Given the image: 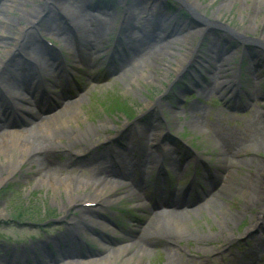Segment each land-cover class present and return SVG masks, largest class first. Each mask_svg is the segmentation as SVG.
Returning a JSON list of instances; mask_svg holds the SVG:
<instances>
[{
	"label": "rangeland",
	"instance_id": "1",
	"mask_svg": "<svg viewBox=\"0 0 264 264\" xmlns=\"http://www.w3.org/2000/svg\"><path fill=\"white\" fill-rule=\"evenodd\" d=\"M47 1L53 2V0ZM223 1L231 0H188L193 5L197 4L203 7L204 16L211 18L212 21H218L214 18L221 17L220 22L228 23L234 31L243 37L261 39L260 36L264 33V0H241L231 5L229 9L220 11L218 5ZM26 2V7L30 10L29 8L40 4L41 0H26ZM17 3L13 4L14 9L12 11L6 10L3 12L10 18L9 25L4 24V21L0 19V26L4 24L3 28H0V63L6 60L5 55L8 52L6 50H11V53H15L18 49H20L19 51L28 50V45L17 42V37L25 36L29 26L25 21V14H21ZM172 3L170 2V4ZM95 5L103 7L102 0ZM173 6L177 8L176 5ZM254 13H258L255 18H253ZM101 19L104 20L105 18ZM261 21L263 22L260 25L259 22ZM38 24L35 26L36 29L32 30L35 33L36 30L40 32V29H42L39 28L40 25L38 26ZM218 33L219 36L226 37L223 31ZM12 39L14 41L10 42ZM190 40L188 38V43L182 45V50H185L184 52L189 51L197 45L198 40H201L197 68L203 73V79L183 87L184 94L181 96L184 100L179 110L180 114L175 119H169V124L175 127L177 132L184 134L188 141L197 142L195 144L197 155L206 156L217 166L225 161L229 166V170L233 168L238 183L245 187L254 184L264 189V64L261 63L262 60L254 62L249 59L248 51L242 45L236 50L226 52L228 48H223L225 47L224 44L218 48L219 50L211 47L208 36L207 38H196L194 36L191 42ZM47 41L55 45L52 39H47ZM228 42L229 44L234 43L231 39ZM242 43H244L243 39ZM172 47L175 50L176 45L172 44ZM165 50V52L155 54L156 65L154 66H157L155 74L157 81L149 82L137 78L139 84L131 83L132 90L126 85L127 78L123 81L118 78L119 75L112 76L114 71H112V67H108L112 59L101 60L97 58L96 65L90 73L86 67L83 68L82 66L79 73L78 70H75L76 74L73 77L81 89H86V96L80 105L82 113L79 116L80 119H77L78 126L71 122V127L64 128L62 135L80 134L75 141L79 143H69L65 138L60 140L56 137L46 136L48 138L45 140L52 145L58 147L66 145L69 148L67 150L68 155L65 156L64 151L57 149H55L57 152H46L44 149L46 147L41 148L39 144L36 145V142L31 152V154L36 155L33 160L37 161L46 170L50 169L51 172L56 174L70 175L73 178L86 180L89 174L81 166L84 164L83 154H86L88 148L99 146L110 135H117L122 128L125 129L127 125L132 124L139 127L138 139H140V145H144L149 136L156 131L155 129L146 128L142 123H148L150 115L153 114V112H150L145 117L142 115L147 110L146 106L155 100H158L159 105L163 108L167 104L172 105L173 102L170 97L177 94L175 86L171 87L170 84L175 78L174 74L177 71L178 63H174V55H168L171 51ZM182 50L179 51L182 52ZM61 52L64 53L63 50ZM220 57L221 59L227 58L223 60V64L226 65V68H224L226 72L220 74V77H226L229 84L235 80V63L240 60L242 64L243 75H241V80H246V90L248 94H252V98L247 95L244 103L233 105L239 108L246 105L248 107L246 111L233 108L232 103H228L227 98L225 99L224 94H226L229 84L224 88L212 90L207 99L201 97V92L204 89H208V91L213 89L210 86L214 82L213 78L216 73L213 72L211 61H219ZM69 60L72 61V59ZM257 63H260L258 64L260 66H256ZM106 65L108 66L106 67ZM149 69L153 71L152 67ZM11 72L7 73L6 77H10ZM144 72L147 73L148 71ZM89 77L93 80L89 81ZM101 81H104L102 85L96 83ZM215 84L218 85L217 82ZM86 86L87 88H85ZM69 91L76 94V85L69 86ZM199 105L203 107V110L200 109L190 115L189 108L194 111L193 106L199 107ZM131 109L135 113L133 120L128 119L124 114L126 110L128 113ZM85 113L87 114L86 117ZM162 113L165 115L169 112L164 109ZM20 115L23 117L22 114ZM140 116H142L141 123L137 121ZM24 117L23 120L26 118ZM164 117L167 119L166 115ZM27 120L29 122L28 118ZM191 122L195 123V127H190ZM163 123L159 126L163 127ZM210 125H218L219 128L211 130ZM226 125H229V127ZM178 126L182 127L179 128ZM89 127L87 134H84V130ZM204 127L208 131L207 135L199 132L204 130ZM33 133L29 132L30 138ZM122 134L125 135V131ZM128 139L133 141L135 135L131 132ZM214 139L224 145L219 146V149L215 145ZM120 143L126 145L125 140L120 141ZM43 149L45 153H39L38 155V152H43ZM98 149L100 150L101 147ZM47 150L49 151V149ZM203 153H209V155ZM158 157L159 155L154 156L153 159H158ZM191 159L193 158L191 157ZM175 171H177L176 167ZM1 172L0 167V175ZM187 176V170L177 171L174 174L175 179H173L171 187L179 189ZM109 189H112V192L98 198L94 202L96 206L84 207L82 199L94 196L90 188L77 189L72 195H68L59 185L56 188H51L45 182H40V174L36 171V166L31 165L29 161H24L18 171L11 177L6 178L0 185V264H4L5 260H9V264H50L51 259L56 255L61 258L56 244L62 243L66 239L58 234L64 235L62 231L67 225L82 230L84 224H91L97 229L102 226L101 224H107L99 218L100 215L108 217L119 228L134 227L135 233L138 234L132 236V238L135 241L139 240L138 243L145 248V254L143 255L145 264H245L248 262V256L244 255L241 259L237 258V261L232 263V255L241 254L247 248L245 242L241 244L240 240L236 241L235 238H243L245 235L243 231L247 226H254L257 221V214L263 208L259 207L264 206V193L256 194V191L254 197H257V199H248L244 202L243 199L239 200L236 196L224 198L217 195V200L219 197L221 204L224 201L227 206L226 208L222 206V214H217L216 224H211L208 221L205 226L202 219L193 218V224H191L193 230L191 228L178 232L164 228L157 230L156 233L148 234L145 230L146 224H142L137 229V219L146 220L148 219L147 216L150 215L144 213L145 210L141 207V210L132 208L136 202L140 201L141 203L142 198L140 197V200L136 197L135 199L133 197L121 198L127 191L122 186L109 187ZM68 198L74 200V203L71 204L72 207H70V199ZM209 208L211 211L214 209L213 205H209ZM207 213L209 211L204 208L198 214L204 216ZM150 226L154 227L153 224H149ZM109 227L113 228V226ZM89 232L91 231L83 229L81 238L96 246L94 244L96 241L92 239L93 236ZM56 236L58 237L56 238ZM48 238H50L49 242H47ZM246 242L249 243L250 241L247 240ZM15 252L16 260H13L12 257L5 258V253L13 254ZM25 255L28 262H24L26 261ZM111 260L113 262L111 264L125 263V257H111ZM130 260L128 264H134L136 257ZM260 264H264V262Z\"/></svg>",
	"mask_w": 264,
	"mask_h": 264
},
{
	"label": "bare ground",
	"instance_id": "2",
	"mask_svg": "<svg viewBox=\"0 0 264 264\" xmlns=\"http://www.w3.org/2000/svg\"><path fill=\"white\" fill-rule=\"evenodd\" d=\"M14 0H10L8 2H12ZM18 1V0H17ZM23 2L19 4V10L21 11V14H25V21L26 23L32 22L37 16L36 14H32V11H28L25 4L26 2L22 0ZM64 1V0H63ZM187 1V0H186ZM241 0H231V1H223L218 5V9L224 10V9H229L231 5H234L236 2H240ZM89 0H73L72 2H69L68 0L64 1L63 3L59 4L56 8L55 11L53 10V7L47 6L46 9L49 10V13L53 15L52 18H55L57 21H62L63 26H50L51 31L57 30L59 34H64L63 29H66V32L68 36H64V46L66 45V48L69 52V56L72 57L74 60L73 62L75 63L74 65H83L84 67L87 68L88 71H90L94 65H96V57L99 56L100 51V45H102V32L104 30H97V32H92L90 30V21L93 20L94 22H100V18L102 16H107L110 21L112 22L113 15L111 12H108L105 7H96V14H92L90 12H84L87 9H83V6L87 5ZM3 5L0 6V19L4 21V24L9 25V17L5 16L3 12L6 10H11V6H14L13 4H8L2 3ZM15 4V3H14ZM189 7L191 8V13L195 16L194 19L197 20L198 17L200 20L203 22V26L206 25L208 27V23L211 21V18L206 19L203 14V7H200L199 5L188 2ZM62 7V9L67 13L65 16H61V14H58V9ZM74 9H73V8ZM72 8L74 12L69 11V9ZM246 8V7H243ZM124 14H125V22L130 23V29H127V27H123V37L124 40L127 44L128 50H123L124 53L121 55L119 58L120 62H122L119 66H122L123 64L126 63L127 58H133L134 55L136 54H141L140 51H134V43H140L139 46L140 48H145L150 45H155L157 41L159 42L161 37L155 38L154 36L150 38L148 35V31L151 29V32L153 31L154 26L156 28H160V30H163L166 24L169 22L170 18L166 17V13H163L162 11L159 10V8L156 7V5L151 4L149 7L147 5H144L141 0H126L124 3ZM258 15V13L253 14V18H255ZM2 17V18H1ZM221 17H217L214 19L220 20ZM108 19V20H109ZM103 20V19H102ZM264 21V20H263ZM259 22L261 25L262 22ZM177 23L180 24V20H177ZM241 23V22H240ZM264 23V22H263ZM3 24V25H4ZM3 25L0 26V28H3ZM227 26V25H226ZM188 28L193 29L189 31L186 35H181L178 37L177 34L174 33H167L166 36L169 37H174L171 38L170 41H168V45L166 47H159L152 52H148L145 55L139 57L136 61L133 62V64L127 68L122 69L121 74H119L117 71H114L112 73H118L119 78L123 79L124 77H127L128 81L126 82L127 87L129 89H133L131 87V83H137V78H141L145 81L149 82H155L157 81L155 78L157 66L154 60L155 54L158 52H161V49L163 50L164 48L168 49L170 48V45L173 43L176 45L175 50H172L171 48V53L168 55H174L175 59L173 58L174 63L177 64V73H180L181 70H183V65L188 62L187 56L189 55V52L186 51L184 52L182 49L183 44L188 43V38H190V42L192 41V38L196 35L199 34L200 30H202V26H195L194 23H191L187 25ZM23 28V27H21ZM96 28H102V27H96ZM46 30H48V27H45ZM92 29V28H91ZM179 30H181V26L179 25ZM32 30H27L24 36V39L21 43L24 45H28V50H22L19 51L18 49L16 51L17 55L12 56V60L9 65H12L14 67L20 66V64L23 63V61L28 60L30 61L29 68L32 70L29 74L25 75V80L24 82H20V85L24 86L26 90H31L35 89L40 85V80L41 77L38 75L40 72H43V79L48 82L49 79L48 77L53 78V81L51 82L53 88L57 87L58 85L57 82L60 80L59 74L63 72V69H61L62 66H64V61L59 58L60 56H57L52 49H46V48H41L39 43L37 42L36 39V34L32 33ZM172 32H175L173 30ZM162 33V32H161ZM207 35L209 37L211 47H214L215 45L219 47L220 43L219 36L217 35H211V33L207 32ZM19 38H21L19 36ZM150 40L148 41L147 39ZM261 38L264 40V33L261 35ZM69 40H74L77 42L81 43L83 47V57L82 60L77 58L76 53L79 52L77 48L71 47V45L66 44ZM121 39H119L120 41ZM14 41V39L10 40ZM62 41V39H61ZM143 41V42H142ZM178 45V46H177ZM182 50V52H179V50ZM9 52H12L11 50H6ZM5 55V57H8V53ZM148 54V55H147ZM142 55V54H141ZM147 55V56H146ZM126 57L124 59L123 57ZM136 57V56H134ZM146 57V58H145ZM145 58V59H144ZM227 59V58H226ZM226 59H221V61L226 60ZM128 60V59H127ZM220 61V62H221ZM150 62L149 64H146ZM214 63L213 64V72H216L218 70L219 74L222 73V68L221 65L222 63ZM41 68V70H38V68ZM153 69L150 70L149 68ZM174 68V67H172ZM65 70H67L64 67ZM72 70H74L71 67ZM34 70H37L35 73ZM81 71L80 67H78V72ZM144 71H148L145 73ZM59 73V74H58ZM6 70L2 69V73L0 74V83L5 82L7 80L6 77ZM75 74V73H73ZM218 74V75H219ZM132 75V76H129ZM217 76V74H215ZM73 75L71 73H67V78L65 79L66 83H69V78H72ZM39 78V79H37ZM9 79V78H8ZM91 80V78L89 77ZM93 80V79H92ZM10 81V79H9ZM39 83V84H38ZM16 83L11 81L10 83L7 82L5 85H2V87L9 89V93L11 95L12 101H8V105L10 106V109L13 111H16L20 107L19 99L20 97H24L23 93L20 89V87H16ZM18 86V85H17ZM204 91L201 95L203 98H207L208 93ZM67 98V96L65 95ZM85 96L82 93H78L74 99L72 98L70 102H62L61 106L59 107L58 111L56 112H51L49 114L43 115L38 117V120L33 124L31 130H22L21 128L17 127L14 124H9L8 126L1 128L0 125V167L2 169L1 175H0V185L6 180V178L11 177L14 173H16L20 167V165L24 161H29L31 165L36 166V171L39 172L40 174V182H45L49 187L51 188H56L57 185L61 186L64 190L65 193L68 195H72L73 192H75L77 189H88L90 188V191L93 192L94 196L92 199L88 198L86 199L87 201H97V199L100 196L108 195V193L112 192V189H109V187H115V186H125L128 185L124 181L120 180H111L107 179L106 177H102L106 175L107 172L106 169L103 167V164H98L97 167L93 166L90 176L88 179L83 180V179H78L76 177H72L70 175H59L54 172H51L50 169L46 170L44 167H42L37 161L33 160V158H36V155L31 154L32 149L35 147V143L37 142L36 145L39 144L41 148L45 146L49 151L46 150V152L52 153V152H57V150H61L65 152V156L68 155L69 148L66 147V145H63L61 147L55 146L50 144L47 140L48 137H56V139H66L69 143H73L76 141V137L79 136L75 135L74 133H70L67 135H62V130L64 128H70L71 127V122L74 123L75 126H78L77 119H80L81 115V110H80V103L84 100ZM69 100V99H68ZM158 103V100L154 103H149L147 108L148 110L153 109L155 113H157V110L159 109V106H155ZM1 104H0V113L2 112L1 110ZM167 111L170 113L171 117L175 119L177 116H179V112H175L173 110V107L169 105L168 108H166ZM196 109L195 111H197ZM21 113H25V110H20ZM190 115H193L192 111H189ZM25 115H29L27 112ZM34 115H38L37 112H34ZM85 115H87L85 113ZM30 116V115H29ZM32 119H36L37 117L30 116ZM141 123V122H140ZM189 125V123H188ZM136 127L135 129V135L140 134V129L136 125H133ZM190 127H195V123L191 122ZM147 128V127H146ZM205 128V127H204ZM90 127L84 130V134H87L89 131ZM204 130H200L199 132L205 134L206 132H203ZM29 132H34L33 135H31V138L29 137ZM60 134V135H59ZM38 136L37 138H35ZM48 136V137H46ZM82 137V136H80ZM117 137L115 135L113 138ZM35 138V139H34ZM128 139V137H127ZM107 140H110L107 138ZM129 140V139H128ZM79 143V142H75ZM33 147V148H32ZM43 149V152H38L39 153H45ZM95 147L88 148V151L86 154L91 153ZM131 149V148H128ZM256 150V149H255ZM85 155V154H83ZM115 158L118 159L119 162V169L121 170L123 167V158L120 154L115 155ZM234 163V162H230ZM225 172L224 180H223V185L221 188V193L223 192L225 196H231L235 195L237 193L242 194L245 196L248 193V198L249 199H257V197H254V192L256 194L262 193V187H257L254 184H251L249 188L242 186L241 184L237 185V181L235 179V173L232 169L229 170V166L225 163V161L222 162L221 164ZM50 170V171H49ZM5 174V175H4ZM251 181V180H250ZM130 191V192H129ZM127 191L121 198H131L134 197L136 192H134L133 189H130ZM70 199V198H68ZM216 199V198H215ZM215 199L213 198L209 204L213 205L215 204ZM111 201V200H108ZM74 203L73 199L69 200V204ZM219 204V203H218ZM219 205L218 207H220ZM202 208V207H201ZM198 210V209H197ZM196 210V211H197ZM194 210H189L188 211H172V210H162L161 212H155L152 214V220L158 219L154 226L155 227H149L146 226L145 230L148 232L156 233L157 230L160 229H173V230H178L180 231L183 228L187 227L186 222H189L187 219L190 213H194L196 211ZM82 219V218H80ZM161 220V221H159ZM167 224H163V223ZM77 229V228H74ZM77 233H80L81 231H76ZM58 237V236H56ZM73 237L77 238L76 236H73L72 233L68 235L67 239H65L64 246L61 247V250L64 254H67L64 259L59 260L58 264H111L113 263L111 260V257H126L127 259L123 262L124 264H128L131 260L136 257V261L134 264H144L143 259H142V254L143 250L142 246L138 245V241H133L132 239L128 240L125 242L123 245H110V244H102L99 243L103 253L95 256H85V255H79L77 252L81 250L80 245L74 241ZM61 244V243H59ZM57 244V246H59ZM63 244V243H62ZM43 248V247H42ZM132 249H134L132 251ZM70 256V257H68ZM74 257H80V258H74ZM71 258V259H70ZM83 258V259H82ZM85 258V259H84ZM81 259V260H80ZM5 264H9V262H6ZM133 264V263H131Z\"/></svg>",
	"mask_w": 264,
	"mask_h": 264
}]
</instances>
